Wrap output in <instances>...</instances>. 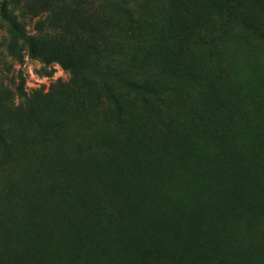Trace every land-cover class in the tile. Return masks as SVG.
<instances>
[{"label":"rangeland","instance_id":"1","mask_svg":"<svg viewBox=\"0 0 264 264\" xmlns=\"http://www.w3.org/2000/svg\"><path fill=\"white\" fill-rule=\"evenodd\" d=\"M0 264H264V0H0Z\"/></svg>","mask_w":264,"mask_h":264},{"label":"trees","instance_id":"2","mask_svg":"<svg viewBox=\"0 0 264 264\" xmlns=\"http://www.w3.org/2000/svg\"><path fill=\"white\" fill-rule=\"evenodd\" d=\"M12 25L21 31V27L15 21H12ZM30 49H31L32 53H34V54H36L38 52V47H37V44L34 40L30 41Z\"/></svg>","mask_w":264,"mask_h":264},{"label":"bare ground","instance_id":"3","mask_svg":"<svg viewBox=\"0 0 264 264\" xmlns=\"http://www.w3.org/2000/svg\"><path fill=\"white\" fill-rule=\"evenodd\" d=\"M173 183V182H172ZM174 185V184H173ZM175 186V185H174Z\"/></svg>","mask_w":264,"mask_h":264}]
</instances>
